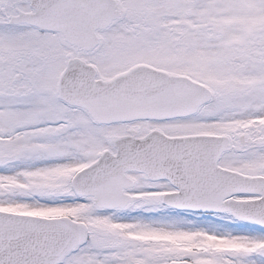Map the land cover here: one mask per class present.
Segmentation results:
<instances>
[{
	"label": "snow or ice",
	"instance_id": "obj_1",
	"mask_svg": "<svg viewBox=\"0 0 264 264\" xmlns=\"http://www.w3.org/2000/svg\"><path fill=\"white\" fill-rule=\"evenodd\" d=\"M0 264H264V0H0Z\"/></svg>",
	"mask_w": 264,
	"mask_h": 264
}]
</instances>
